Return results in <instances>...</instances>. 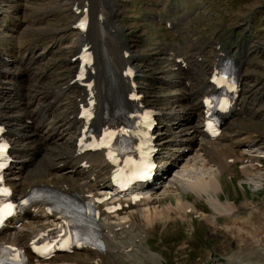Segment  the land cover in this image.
Returning a JSON list of instances; mask_svg holds the SVG:
<instances>
[{
    "label": "rangeland",
    "instance_id": "1",
    "mask_svg": "<svg viewBox=\"0 0 264 264\" xmlns=\"http://www.w3.org/2000/svg\"><path fill=\"white\" fill-rule=\"evenodd\" d=\"M72 1L79 4L87 1L84 6L91 12H98L99 16L96 19L88 17V25L87 23L85 25L86 32L82 33L92 35V41L103 43L104 51L106 50L108 58L114 59L117 57L116 52L119 54L125 47L134 53L129 64L137 67L136 80L139 84V89L143 95L145 94L146 103L151 104L155 108H166L169 110L176 105L175 108L177 109L185 108L184 110H187L190 101H192L190 100L192 99L191 94H194L193 99L198 100V95H201V91L208 85L206 81L207 74L203 75L199 71L200 63H194L193 66L197 65L196 69L190 66L191 68L184 69L182 72L171 67V64H168L167 61L158 60V58L165 56V52L170 51V47H174L173 44L190 47V45L198 42L196 41L197 35L202 33V41H211V39L218 38L225 44L226 39L233 31L235 32V37L241 36L240 31L244 29L255 32L253 34L255 36L248 38L250 41L243 46L248 52V63L245 65L246 76L243 82L242 98L246 93L251 94V96L246 94V97L258 100L259 104L256 107V111L252 114L250 113L251 116L232 121L231 124H227L228 126L226 125L222 129V134L231 136L232 145H224L221 148L223 153L221 156L224 154L227 157L233 155L237 159L220 173L222 191L219 190L218 195L222 202L228 201L232 203L234 201L239 204L246 201V207L253 213L252 224L256 220L261 222H258V225L257 223L253 224L255 226L261 225L257 227V236H254V238L263 239L264 232L260 228L264 229V223H262L264 214H261L263 215L261 217L259 213H264V158H260L262 163L260 167L245 166L243 169V164L241 165L238 161L240 157H237L236 152L242 148L254 146L262 150L263 152L260 154L264 155V0H116V14L114 15L115 21L119 25V33L117 36L114 35L115 38L108 32L109 29L113 30V24L109 23L112 16H108L110 12L107 11L108 14H106L105 9L107 6L109 8L110 0ZM68 2L70 0H0V7H2L0 9V23L3 18H6L5 25L8 28L10 27V30L4 28V31L3 29L0 30V53L3 51L5 53L3 56L10 54L7 58L11 60L15 58V63L10 69L19 67L17 70L23 72L22 76H28L24 77L25 82L20 81L18 83L20 85H17V87L22 88L21 85L24 84L27 86L24 91L26 93L28 87L34 90L38 86L37 89L42 92L38 99L39 106L51 107V110L61 113L64 117L63 119H66L65 116L72 106H77V98L81 90L75 83L68 84L76 67V61H70L69 58L77 51L79 43L83 42V39L78 38L79 30L75 29L76 31L74 32L70 28L73 13ZM11 4L17 7L14 10L17 11L16 14L12 12L13 7H9ZM30 5L37 8L40 7L44 11L48 10V12L36 14L35 11L29 9ZM187 12H191V14L186 16ZM199 13L204 14L203 18H205V21L194 20L195 24L193 26L188 25L187 20L196 19ZM5 14L7 15L6 17ZM166 19H175L176 22L172 23L169 28H165L163 22ZM99 20L102 21L99 23ZM28 25L39 27L41 30L47 29V32H42L41 34H37V32L27 33V29L25 31L22 29L28 28L26 27ZM99 29L105 31V36L102 38H99L102 36ZM86 36L83 35L82 38L85 39ZM36 43L39 46H35L32 54L29 55V53H24V51L20 52L22 49H26ZM200 43L202 44V42ZM41 51H44V54H41ZM193 52V49L189 51V58ZM120 54L119 57L123 55V53ZM104 58L105 54L99 59V62L102 63ZM116 59L114 64L117 61ZM96 61L98 62L97 59ZM100 63H98V66ZM7 67L9 66H5L0 62V81L4 82L6 86L11 85L12 87L16 85V81H14V78L9 79V76L5 77L3 71ZM122 72L124 73V70ZM91 76L88 75V80L91 79ZM179 76L182 79L177 82L169 81L166 84L165 81L164 84L161 81L163 77L167 80L168 78L174 80ZM38 77L41 78L37 82ZM41 79L42 81H40ZM60 87L64 88L63 95L55 98L54 94L56 91H53L60 89ZM16 89L20 91L19 88ZM182 91L188 93V95H185L186 97L180 96L178 102L173 103L171 100L175 98V94ZM259 96L263 97L262 101L258 98ZM59 99L62 100L60 101ZM51 101L50 106L45 105ZM34 102H37V100ZM53 105L56 109L53 108ZM188 110H191V107ZM243 110H245V107ZM196 117L195 119L198 121V118H200L199 112ZM2 119L4 120V118ZM159 119L156 127L167 123L168 120L171 121L172 118L164 116V118L159 117ZM4 121L6 122V120ZM194 144L191 152L197 148V140ZM40 153H36L35 159H38L36 161L43 157L42 153ZM213 159L214 162H210L209 165L214 169L213 164H215V161L218 162V158L214 156ZM68 166L65 165L63 169L70 168ZM197 171L195 170V172ZM188 174L193 176L196 173L190 170ZM173 187L167 193L152 199L148 205L140 202L138 207L124 208L120 211V215H114L108 219L111 222L119 219L117 218L119 216L129 214L130 218H133L134 226L132 225L133 228L131 227L130 233L128 232L130 227L123 228L125 233H120V237H118L117 246H125L126 248L123 250H128V252L121 251L122 253L118 254L117 246L111 250L108 249V254L105 256L107 264H254L255 262L264 264V254L262 258L259 257L261 256L260 251L254 248L252 244H249L250 238L248 236L242 239L239 235L236 236L239 232L226 231L220 227L226 223L223 216H215L220 225L216 227L217 229L212 226L213 224H210L209 218H211L213 211L205 201L206 195L198 196L186 190V187L182 184H176ZM159 191L160 189L157 192ZM184 200L194 204L193 206L200 209L204 214L184 211L185 217L180 219L179 217L184 216V214L179 209L176 210L175 205L177 201ZM144 207H149L150 210L152 209L151 211L154 209L162 210V215L155 219L152 225H149L141 216L142 210L145 209ZM166 207H170L169 210H166ZM260 210L261 212H259ZM167 214L168 221L171 220L169 223L168 221L164 222ZM208 214L210 215L209 218ZM111 245L113 246L112 242ZM148 250L155 252L158 256L144 257L145 254H148ZM131 253L135 254L131 255ZM127 255L128 257L126 258ZM77 259L80 258L78 257ZM76 262L79 264H96V258L91 257L88 260L81 259L76 260Z\"/></svg>",
    "mask_w": 264,
    "mask_h": 264
},
{
    "label": "bare ground",
    "instance_id": "2",
    "mask_svg": "<svg viewBox=\"0 0 264 264\" xmlns=\"http://www.w3.org/2000/svg\"><path fill=\"white\" fill-rule=\"evenodd\" d=\"M115 1L116 0L109 1L110 4L109 9L111 10L113 17H115L114 14H116ZM68 3H70L71 6L73 4V1L70 0V2ZM9 7L10 8L13 7L12 12L14 14L17 13V11H14L15 8L17 9V7L14 4H11ZM1 8L2 7H0V9ZM29 9L35 11L36 14H43L48 12V10L44 11L40 7L37 8L36 6H31V5ZM110 19H112V17H110ZM101 21L102 20H99V23ZM111 24H113V30L111 31L109 29L111 32L109 30L108 32L113 37L114 35L117 36V34L119 33L118 32L119 25L115 20ZM26 27L28 28H23L22 30L25 31V29H27L26 30L27 33L37 32V34L38 33L41 34L42 32L43 33L47 32V29L41 30V28L39 27H34V26L32 27L29 25ZM99 30L102 33V36L99 38L104 37L105 31L103 29H99ZM84 31L86 32V28L85 30L78 31V38H82L83 35L88 36V34L85 35L84 33H82ZM35 46L36 45L33 44L32 46L26 49H22V51L20 52L24 51V53L26 52L29 53L30 55L33 53ZM101 46H103V43H101ZM179 46L181 47L180 44ZM41 54H44V51L43 52L41 51ZM102 54L103 55L105 54V58L102 59V64H103L102 73L99 74V71H97L98 63H100L99 62L100 60L98 59V62L97 61L95 62V66L97 70L91 76V79L93 80L94 83L92 84V86L81 87V92L83 93V97L79 101L83 102L84 96L88 94H90V96L92 97L93 99L92 109H94V117L92 119V124L96 128H98L99 125L101 124V115L105 114V110H110V109L111 111H113L118 121H120L123 125L130 127L132 121L124 116V107L128 106L132 108L134 105L133 101L129 100L127 95L130 93L131 89L134 88L132 82H135L134 81L135 74L130 78V74L125 75V73H123L122 71L124 70L125 64H129L130 59L134 53L128 50L126 56L125 54H123L121 57H119V54H117L116 52L117 57H115L112 60L108 58L106 50ZM180 54H176V55L179 56ZM170 57L171 58L175 57V54L173 53L170 54L169 52L167 53V55L158 58V60L165 62ZM115 59L117 61H115L114 64ZM195 60L196 62L200 63L198 61L199 60L198 58H196ZM0 62H2L5 66H9L4 69L3 73L6 74V76L7 75L10 76L8 77L9 79L14 78V80L16 81L15 83L16 85L12 87L11 85L6 86L4 82L0 81V104H1L0 121L4 125L3 126L4 133L7 139L10 141V150L12 153V162L5 170V179L6 182L10 185L13 195H20L23 192L27 191L32 186L50 187L66 194L75 193L86 201H94L98 198L99 195L108 193L110 191L108 175L112 167L110 162L108 160L103 159L102 154L100 152L91 153L89 155H79L77 154L74 148V140L76 137V132L78 128L81 127V121H82L81 119L77 118L74 115V112L76 111V107L72 106L70 108L67 115L65 116L66 119H63L64 117L63 115H61V113L51 110V107L49 108L46 106L40 107L38 99L40 98L42 92L40 89H37L38 86H36L34 90L28 87L26 93L24 91L27 89V86L22 84L21 85L22 88L17 87V85H20L18 83L20 81L25 82L24 77H28V76L23 77L22 76L23 72L21 70H17L19 67L17 69L16 68L10 69L15 63V58L11 60L5 56L2 57L0 55ZM221 62L224 63V60H221ZM185 65L187 66L186 68H190L189 62H187ZM191 65H194V63H191ZM215 66H216L215 72L212 80L215 83H219L220 80H223L224 77H226L228 83L230 84L231 78L225 76L224 73L220 74V67H218L216 64ZM133 67L135 69V72L138 71L136 66ZM165 77L161 78V81L164 84L165 81L166 84H168L169 81L170 82L179 81L178 78L175 80H167ZM40 78L39 77L37 78V82L39 81ZM40 81H42V79ZM135 84L138 85L137 82H135ZM16 88H19L21 93ZM209 90H211V85L206 91L202 92L203 94L201 93V96L198 95V100L193 99L194 94H191L192 97L191 96L190 97L192 99L190 100L192 101H190V104L187 108L188 110L191 107V110L188 111L184 110L185 108H183L181 105L180 107L183 109L175 108L176 105L169 110H167L166 108H157L158 116L160 117L169 116V115L172 116L171 121L168 120L167 123L162 124L159 128H157V131H155L156 145L159 147L160 150H162L161 152L165 153V156L162 157L161 159V163L166 166L163 169L160 168L161 170L159 172L160 173L159 176L156 177L149 184L141 183L139 185H136L135 188L141 194V199L139 201L143 202L144 205H148L150 203L149 202L150 200L156 198L158 195L167 193L169 190H171V188H174L173 186L176 184L184 185L186 187V190L193 192L198 196L204 194L207 197V199L205 197V201L210 205L213 211L211 216L208 214V218L209 216L211 217L209 218L210 223L219 226V223L217 222L215 216L222 215L223 219L226 222L223 225L224 229L226 231L239 232L240 234L238 233L236 234V236L239 235V237H241L242 239H245V237L248 236L250 238L249 244H252L254 248H257V250L260 251L261 256L259 257L262 258V255L264 254V238L263 239L254 238V236H257L256 234V230L258 229L257 227H260L261 225L260 224H259L260 226L253 225L255 223H257L258 225V222L260 221L256 220L252 224L251 219L253 213H251L250 209L246 207V201L241 202L239 204H236L234 201L232 203L228 201L222 202L220 196L218 195V191L219 190L222 191V184L220 182L219 175H221L220 173L223 170H225L226 167L229 166L230 164L228 160H226L227 156L225 157L221 156V154H223L221 152V148L224 145L229 146L232 143V141L230 137H227L226 135L222 134L223 132L219 133V135L215 138V140L206 139L205 138L207 137L205 135L206 132L204 133L201 130L202 128L201 109L204 106L203 102L208 104V100L205 99L202 102L201 98L204 97L209 92ZM53 92H55L54 94L55 98H59L61 95H63L62 93L64 92V88L60 87V89L54 90ZM182 95L185 96L188 95V93L184 91H182L181 93H176L174 96L175 98L171 101L173 103L178 102V99H180V96ZM36 100L37 102H34ZM137 102H140V100H138ZM224 102H226V100L221 99L219 103V107H222ZM45 105L50 106L51 103L47 102ZM54 105L53 108L56 109ZM240 109H242L240 103H235L231 107V110L237 112H241L239 111ZM198 112L200 118H198L197 121V119L195 118H197L196 116L198 115ZM39 116L40 118H38ZM41 116H43V118ZM14 117L15 119H13ZM2 118H4L6 122ZM229 124H231V122ZM120 128L122 129V131H124V133H128V129L125 128L124 126ZM205 130L209 131L210 133L213 132L212 122H207ZM196 140L198 142L197 144L198 146L196 149H194L191 152L192 145H195L194 142H196ZM256 149H257L256 147L251 148L249 146L247 148L245 147V149L243 148V151L250 157L253 156L264 157V155L260 154L263 151H257ZM38 152H41L43 157L39 161H36L38 159H35V155ZM250 154H255V155H250ZM214 156L215 158H218V162L215 161V164H213L214 165V169H213L211 168L209 163L214 162L213 159ZM237 157L239 156L237 155ZM83 161H85V164H82ZM129 162L130 159L128 157L123 160L122 166L120 167L117 175L126 176L130 173ZM65 165H69L68 167L70 168L64 170L63 167ZM245 166L246 164L242 165L243 169ZM173 167L175 168L171 169ZM190 170H192L196 174H194L193 176L191 175L189 176L188 173ZM195 170L198 171L195 172ZM159 189L160 191L157 192ZM169 208L170 207H166V210H169ZM186 208H189V210H191L192 212H196V207L191 206V204L186 200L180 202L177 201L175 205L176 210L179 209L180 212H182ZM151 210L149 209V207H146L145 209L142 210V215H141L144 221H146V223L149 225H152V222L155 219H157L160 215H162V210H156V209H154L153 211ZM259 212H261V210ZM177 213L179 212L177 211ZM261 214L264 213H259V215ZM184 217L185 216H180L179 218L183 219ZM261 217H263V215H261ZM117 218L119 219L109 222L108 221L109 217L103 216L100 220L101 240L104 244L103 250L84 247L75 251L73 250L69 254H59L56 257L40 264H79L76 262V260H81V259L88 260L91 257L96 258V264H107V260L105 256L106 254H108V251L106 250L108 249L111 250L115 248L119 242L118 237H120V233L121 234L125 233L124 232L125 229L123 230V228L130 227V229H128V232L130 233L131 232L130 230L133 228L132 225L134 224V221L132 220L133 218L131 219L129 214H125L124 216H119ZM59 219L60 218L56 215V213L47 212L44 205L41 204V207L38 209L35 218L27 219L25 223H22L16 229L5 231V233L2 235V239H4L3 241H5L6 243L18 245L26 249L28 246L27 243L36 235V233H38L47 225L56 224L59 221ZM168 219L169 218L167 214V216L164 218V222H167ZM263 221L262 223H264ZM169 222H171V220H169L168 223ZM121 230L123 231L121 232ZM260 230H263L264 232V229L260 228ZM111 242L113 243V246L111 245ZM116 248H117V253L120 254L121 251L125 252L123 249L126 247L125 246L120 247L118 245ZM132 253L131 255L135 254ZM147 253L148 254H145L144 256L146 258L157 255L155 254V252H151L149 250L147 251ZM78 257L80 259H77ZM127 257L128 255L126 256V258ZM111 261L113 260L111 259ZM254 264H260V263L255 262Z\"/></svg>",
    "mask_w": 264,
    "mask_h": 264
},
{
    "label": "water",
    "instance_id": "3",
    "mask_svg": "<svg viewBox=\"0 0 264 264\" xmlns=\"http://www.w3.org/2000/svg\"><path fill=\"white\" fill-rule=\"evenodd\" d=\"M97 51H98L99 53L101 52V50H100L99 48L97 49Z\"/></svg>",
    "mask_w": 264,
    "mask_h": 264
}]
</instances>
